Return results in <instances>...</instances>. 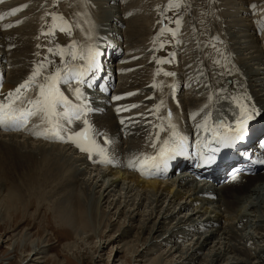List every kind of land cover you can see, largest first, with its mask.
<instances>
[{
    "label": "bare ground",
    "instance_id": "obj_1",
    "mask_svg": "<svg viewBox=\"0 0 264 264\" xmlns=\"http://www.w3.org/2000/svg\"><path fill=\"white\" fill-rule=\"evenodd\" d=\"M117 1L119 2V0H106L105 10L107 9V14H105L106 12L104 13L102 10L99 11L100 15L97 14V25L100 26L98 29L105 27V33L95 31L97 37L94 41V38L92 40V37H94L93 34L95 33L92 30L90 35L91 38H87L92 26V23H88L86 26L81 27V29L76 28L72 33V38L62 47V49L67 50L69 45L73 41H76L77 52L85 54V49L89 46H95V42L100 44L102 38H105L106 42L104 43L102 49L104 50L102 59L105 62H109V59L106 57L108 54L106 51L107 47L112 50L109 52V58L113 60L117 55L116 51L121 50L124 40H126V45L130 46L131 50L137 54L134 56L131 55L128 58L132 60V62L128 63V65L132 64V67H140L136 73H129L128 70L130 66L128 65L124 64L118 67V71L124 72L125 74V83H127V85L122 88L126 89V87H129V89L123 90L127 92V94L124 98L122 96L119 101H116L114 98L112 100L108 99L107 104L111 106V113L113 111L112 109L115 107L139 110L132 111L130 113L122 112L118 116L116 114L112 115L109 113L104 116L102 115L104 119L102 117L95 118L92 111L87 115V119L94 130L93 135L96 144L99 145L100 148L107 149L112 163L104 164L97 162L100 157L96 154H93L92 158H89L88 153L80 151L73 143L67 142V133H64V141L57 138L45 139L34 136L32 134L34 131L47 127L46 124H41V121L37 120L38 116L31 118L28 125L23 130L6 131L3 128H0V219L3 217L1 212H3L5 208L9 210V208L14 206V199L15 208L16 203L20 198L24 200L29 199L26 203L27 206L28 203L33 204L34 201H36L30 198L33 195V191L37 190V188L43 189L42 194H40V198L41 195L44 197L51 194L47 192H56L57 190L60 195L59 197H64L67 203L74 198H80L79 200L81 205L84 204L85 201L90 200L89 204L95 211L93 220L97 219V213H100V215L104 213L106 217V213L108 212H110V216H113L116 213L122 216L124 212H126V219H128V221H141L142 226L137 227L139 229L138 238L142 242V250H145L144 254L148 258V264H161L163 260L164 262H167L168 260L166 257L174 258L173 263L171 260L172 264H264V244L261 243L264 242V186L254 187V189L252 188L255 184L260 185V183L264 182L263 175L256 174L255 176H251L247 178L244 183H241L236 187H224L221 191L212 190L215 197L207 198L208 203L204 202L202 204L205 197H198L196 192L198 189L204 190V188L195 183L193 185L189 179L185 178L188 174H179L176 177H171L169 179L166 178L167 176L160 177L164 178L163 180H160V178L152 176L149 168L146 167L147 164H144L143 174L141 171L127 167L129 160L134 157H138L140 159L148 150L151 149L150 146L153 142L154 133L157 132L160 134L164 132L166 130L164 124L168 123L169 120L167 118L166 121V119L160 115L159 112L161 110H156L157 100L154 102L150 101L155 97L147 98L149 96V92H145L146 88L149 89L153 87L154 83H157L155 76L149 79L143 77L144 69L142 66H144V64L142 63L147 62L145 61V55L147 58V54L145 52H148L150 49L144 41L145 38H143L147 30V28H145V20L148 19L146 17L148 15L146 14L149 12H147L145 16L141 15V10H136L137 7L132 3L133 0H126L128 1V4L122 7L120 12L119 8L113 11V4H110H116ZM217 1H220V3H218V7H221L219 22L223 23L225 26V30L223 31L221 38L226 41L224 44H229L228 52L232 60L230 65L234 68L229 69L226 67L221 70L220 68L218 69V75L219 72L222 74H228L232 77V82L230 83V86L223 85L220 86V88H213V93L220 96L217 104H221L220 100H224L225 96L231 93L232 89H236L238 91L236 100L258 97V95H255L256 93H259L260 96H264V52L262 47L259 45V40L264 38V0ZM10 2L11 3L6 2L5 4L0 2L2 4L0 6V16L6 17L9 13L18 9H20L18 14L22 13V15L20 14L21 16H17L16 18L4 21L0 24V37L5 40V44H7L9 48L11 46V50L14 52L11 57L13 63L15 64L14 70L7 69L9 78L5 81L6 85L4 88L1 87L2 81L0 79V96L2 99H5L9 92L14 91L21 83L29 78L36 68L35 66L34 70H32L33 68L31 69L30 65L33 62L37 61L40 63L42 61H53L55 63H60L63 66L65 63L72 60L69 55H65L63 58H60L59 55L55 54L56 49H53L51 46H46L43 49L41 48V34L39 33H42L44 39L47 40V43H49L50 40L48 38L49 35L47 34L48 32L46 27L52 22L53 14L51 16V21L45 23L43 29H40L38 25H36V14L34 15L35 18L30 16L29 11L34 8L30 6L31 8L26 9V5L29 0H11ZM253 5H255V7H252ZM234 9H236V11ZM116 14H120L122 16H120V20ZM166 16H169V14ZM31 17L33 19H31ZM78 19L74 23L78 22ZM14 22V25L18 26H15L14 28L11 27V29H6L5 31L4 26L13 24ZM72 24L73 23L70 25ZM125 24L126 27L123 30V25ZM250 27L254 28L257 32L262 31L261 37L256 32L252 33ZM162 29L163 27H161V30ZM158 31H160V29H158ZM64 33L65 32H63V34ZM38 34L40 42L37 37ZM7 38L10 40V43H7ZM188 41L193 40H191V38L188 39L187 37L186 41L183 43V48L186 49V47L191 46L192 43L188 45ZM1 44L2 43L0 42V45ZM49 49H52V51L50 52ZM157 51L159 52L160 49ZM41 54H43V59L40 61L36 60V56L38 57ZM223 58L226 59L225 57ZM155 60L156 58H154L151 62V65L152 63L156 65ZM1 61V65L4 68L5 58L2 57ZM157 61L159 60L157 59ZM80 63L82 65V62ZM9 64H11L10 61H8V66ZM162 68L163 67H160L157 64L155 66V75L157 71H161L160 69ZM56 69H58V67L54 68L51 62L47 64V67L44 70V75H48V73L52 70L55 72ZM2 70L3 69H1V71ZM111 71L112 72L108 76L116 73L114 70ZM177 73L180 78L176 75V79H182L183 73L179 71ZM19 79H21V82L16 81ZM40 79L43 80V76L38 78V80ZM85 79L87 82V73H85ZM235 81L239 82L238 84L241 85L243 89L242 92ZM182 82L186 83V81ZM93 84L94 83H92V85ZM119 86L121 87V85ZM58 87L60 88V84ZM103 88L106 94V87L104 86ZM31 89L35 90L36 87H32ZM33 92L35 96H37V91ZM195 92L196 91L193 90L192 92H189V94L192 93V95L195 96ZM24 100L25 97L23 98V101ZM145 101L146 103L142 105ZM178 101L180 102L179 98ZM186 101L187 102L186 104H183L184 106H182V109H186L187 112L190 110V116L192 115L193 117L199 112L194 111V108H201L202 110L210 108V110H215L217 107H223H214L213 101H209L207 99L205 100V106H201L197 103L198 98H192L191 102L188 100ZM259 101L263 104L262 112H264V97L259 98ZM74 102L75 103L72 104L81 103V101L77 99H75ZM136 103H138L139 106L133 107L132 105ZM187 104H190V109L186 106ZM17 106L26 107L27 104L25 102H17ZM171 109L172 110L170 111L169 107H166V112L167 114L171 112V116H173L172 111L174 108ZM83 119L84 117L81 120H73V122H80L72 129H68L70 124L67 123V121L61 122L64 124L69 133H75L84 128ZM121 121H126L129 125L126 124L122 129L118 124V122ZM37 125L40 126L39 129L36 127ZM160 125H163V131H160ZM257 125L261 126L257 132L258 136L264 131V120ZM190 126L197 132L203 131L201 128H198V126H194L193 122H191ZM120 129H122V133ZM3 132L15 133L6 134ZM111 132L118 133L120 139L123 138L125 132L126 134L128 132L130 140L128 142V146L124 148L125 150L122 149V144H118V141H112L108 138V134ZM101 133H103V135H101ZM179 134L180 133H178V135ZM204 136L206 137L202 141L203 144L210 142V136L213 137L210 131H204L198 135V138L201 140ZM106 141H108V143H106ZM199 151L200 154L198 160H201L204 156L202 145H200ZM153 152H156V150L154 149L152 153ZM145 157H147V155ZM187 162L188 161L185 162V160L180 161L173 171L181 164ZM82 164H87L88 167H90L88 169L89 174L88 170H85L86 167H81ZM233 164H235V162ZM223 165L224 164L221 163L218 166L223 167ZM93 172L95 173L93 174ZM91 176L94 178L91 179ZM79 177L81 182H78ZM15 179H17V181L15 183V187H13ZM77 183H81L79 189H76L77 187H73L77 185ZM48 186H50V189L52 190L49 189L50 191H47L48 189H46V187ZM68 186L72 187L68 188ZM120 186L121 188L116 191L120 192L121 190L123 192H118L119 194L117 195V193H114L113 191H115L114 189L116 187ZM4 191L7 192L6 198L4 196L1 197ZM66 192H72L71 195H73V197L70 194L69 196ZM111 192H113V194H111ZM53 195L54 193L51 197H48L53 199ZM145 200H149L148 205H151L150 209H148V206L143 203ZM177 205H179V207ZM120 208L124 209V211L122 212ZM177 208L179 209L174 214V210H177ZM189 208L192 211L188 210ZM140 209H144V211L139 212ZM184 210L191 213H186L188 214L186 218L184 216L175 217L179 213L187 212ZM252 211L256 212V214L254 213L252 215L249 221V223H251L249 227L252 233L249 236H246L248 239L243 240V229L242 227L236 228V226L237 224L243 222V220L248 219L251 216ZM194 216H198L199 218L203 217L200 225L186 223L189 220L190 222H193ZM258 216L260 217L258 219L260 223L255 222L256 217ZM107 220L109 221L108 218ZM166 220H168V222H166ZM110 222L111 220L109 221V225H111ZM241 225L243 226V224ZM206 226L210 229L204 236H198L194 241L184 247L179 244L178 241L180 239L188 240V238L192 235H190V233L193 230L196 232L199 227L202 229ZM191 227H193L192 230L190 229ZM182 228H185V230L182 231ZM133 229L134 228L131 225H123L121 237L124 236L129 239V237L132 236L131 232ZM93 232L95 233L96 230ZM239 238H241V240L238 242ZM189 239L191 240V238ZM213 239L216 241L213 242ZM172 240L174 241L171 242ZM23 241L26 242L28 240L23 239ZM23 241H20L19 245L24 243ZM255 241L258 243H255ZM222 242L225 243L223 247L221 246ZM253 243L254 245L257 244V246H259L258 249L254 248L251 250L248 248L249 244L251 245ZM239 244H242L243 247ZM99 245H101V240H99ZM123 246L125 247V245ZM246 246L247 248H245ZM161 249L165 251H160ZM154 251L160 253L153 257L152 254ZM34 252H36L35 249L31 253L29 252L28 256L30 254L32 256ZM31 256L27 259H22V261H24L22 264H35L32 262L33 259ZM30 258L32 261H29ZM165 259L167 261H165ZM37 261L42 262L43 260Z\"/></svg>",
    "mask_w": 264,
    "mask_h": 264
},
{
    "label": "rangeland",
    "instance_id": "obj_2",
    "mask_svg": "<svg viewBox=\"0 0 264 264\" xmlns=\"http://www.w3.org/2000/svg\"><path fill=\"white\" fill-rule=\"evenodd\" d=\"M10 1L11 0H2L1 3L2 4H5L6 2L11 3ZM32 1L29 0V2L26 5L27 6L26 9L31 8V7L34 8L33 10L29 11L30 16H32L33 18L36 17V25H38V27L40 29H43V26L45 23H48L49 21H51L52 14H55L57 16H62L63 19L65 21H67L68 23H70V24L73 23L71 25L72 26V33L74 32V30L76 28L81 29V27L86 26L88 23H92L94 20H96L98 17L97 14L100 15V12H99L100 10L104 11V13L106 12L105 14H107V9L105 10V5H104L106 0H58L57 3H54L53 0H32ZM1 3H0V6L2 5ZM132 3L137 7L136 10L137 9L141 10L140 11L141 15L145 16V14L147 12H149L146 14V15H148V16H146L148 19L145 20V26H146L145 28H147V30L145 33L146 35L144 34L143 38H145L144 41L147 43V45L149 47H151L150 46L151 43L153 44V41L157 38L156 33L161 34L160 31L162 32L161 27H159L156 24H155L156 26H154L153 22H156L158 19L162 18V14L166 11L165 6L167 5L168 0H133ZM218 3H220V1H217V0H210V1H208V0H194V1L185 0V3L182 4L179 9H175V10L177 11V17H179L182 20L183 29H184V31H186V33L183 32L182 30H178V35L175 38L182 39L183 37L186 38V36L190 35L191 40H193L194 42L188 41L187 42L188 45H190V43L199 42L202 37L205 39L204 35L208 36L209 34H207L208 31L204 30V28L208 26L207 22H208L209 18L212 16V19L214 20V16H216V11L214 9L215 6L217 8V12L221 16V9H220L221 7H218L219 6ZM112 4H113V7H112L113 11L115 9L119 8V12H120V10H122V7H124L126 4H128V1H126V4H123V3H121V0H119V2L117 1L116 4L111 3L110 5H112ZM157 4H159V7H157V9H156ZM34 5H35V7H34ZM19 10L20 9L14 10V11H12V13L13 12L18 13ZM234 10L236 11V9H234ZM20 14L22 15V13L14 14V15L8 14V16L6 15V17H4L3 19H0V24L3 23L4 21H8L10 19L16 18L17 16H21ZM94 14H96L97 16L93 20V17L95 16ZM34 15H35V17H34ZM116 15L118 16V19L120 20L122 16L120 14H116ZM156 15H157V17H156ZM41 16H42V18H41ZM32 17H31V19H33ZM78 17H79V19H78ZM166 18L168 20L173 19L172 11L169 13V16H166ZM77 19H78V22L74 23ZM147 23H148V25H147ZM14 24H15V22L13 24H10V26L7 28H6V26H4L5 31H6V29H11V27L14 28L15 26H18V25H14ZM5 25H6V23H5ZM52 26H53V16H52V22L46 27V30L48 33L51 31ZM190 26L192 28L196 27V29H194V31H198V34L187 33V29ZM93 27L99 28L100 26L96 25L93 22ZM93 27L91 26L89 35H91ZM123 27H124L123 28V30H124L126 27V24L123 25ZM162 27H163V29L165 28V26H162ZM151 28L155 31L151 30ZM217 28H219V30ZM217 28L216 29L220 32L225 30V26L223 23H220L217 26ZM158 29H160L159 32H158ZM199 29H201V30H199ZM72 33L69 36L67 33L63 34V32L58 31L57 32V34L59 35L58 38H55V35H49L48 36L49 40L55 41V42L51 43L50 45H49V43H47V40L44 39L43 34L39 33V34H41V38H42V41H41L42 45L41 46H43V48H45L46 46H51L53 49H56L57 47L62 48L66 43H68L67 41L72 38V36H73ZM94 33L96 34V32H94ZM222 33L223 32L214 34L216 36L217 35H219V36L216 37L213 35V38L214 39H222L221 38ZM39 34L37 36L38 38H39ZM83 34H85V33H83ZM167 34H169V35L167 36ZM161 35L167 41H169V42L171 41L170 39H171L172 35L170 32H168V33L163 32V34H161ZM93 38L94 37H92V40H93ZM0 40H1L0 42L2 43L0 45V51H1V53L6 54L7 57H5V58L7 59V65H8V61H10V63H11V64H9L8 70H14L15 64L13 63V60L11 57V55L14 54V52L11 50V46L9 48L7 46V44H5V40L2 37H0ZM38 40L40 42V38ZM166 40H162L163 46L160 48V51L158 53H159V57L161 59H164L169 55L166 58L167 61H169L168 58H170V57H171V59L174 58L173 52L175 53L176 51H179L181 48V50L183 52L186 51L185 53H187L189 51L188 49L191 47V46H189V47H186V49H185V48H183V45H182L184 43V41L181 42L179 39L178 40L175 39L176 41H174V42H176V45L173 47L167 48V47H165L167 45ZM125 41L126 40H124V42ZM177 41H179V44L177 43ZM7 43H10V40L8 38H7ZM213 45H214V43H210V42H207L205 40L204 48L209 49ZM175 47H177V48H175ZM150 49L148 50V52L147 51L145 52L147 54V58L145 55V61H149V62L148 63L145 62L146 64H144V66H142V68L144 69L143 70V77L149 79V78H153L155 76V79L157 81L156 85H158V86L157 87H151L149 89L146 88L145 92H147V91L149 92V97L156 95L158 98V96H159L158 100L160 101V103L163 102V104H164L163 98L166 95V87H165L164 83L167 84L170 81L171 76L163 75L162 71L160 72L163 75L162 78L158 75H155V68L153 69L150 61L152 62L154 60V58H156L155 63L156 62L158 63L157 59L159 61H161V59L158 57V54H156V53H154V55L151 56V58H150L149 55L152 53V50H150ZM170 50H172V51H170ZM164 51H166L168 53L165 54V53H163ZM193 51H194L193 49L190 50L191 53ZM190 52H189V54L191 55ZM160 53H162V54H160ZM206 53L207 54L204 55V58L206 60H209L208 58H206L207 56H209V52L206 51ZM127 54H131V55L133 54V51L131 50L130 46H128L126 49V54H124V57H123L124 61H120L118 63V66L122 62L127 63V64L132 62L131 60L125 59ZM42 55L43 54H41L38 57L36 56V60H38V61L42 60L43 59ZM190 55H188L189 58L191 56H193V54L191 56ZM59 57L61 58V56H59ZM219 57L220 56H217L215 59L216 64H217V62L220 61ZM23 59H24V57H23ZM148 59H150V60H148ZM196 59L201 60L202 58L199 55L198 58H196ZM191 61H193V62H191ZM189 62H191L190 63L191 66L193 65L191 67L192 78L194 79V87H197L198 91L196 90L197 95L194 96L192 94L187 95L188 91L192 90L191 86L184 89L185 93L183 94V91H182L183 95H180V99L182 100L183 104H186V102H187L186 100L191 102L192 98L197 99L199 91L204 90V88H206V86L209 85V87L212 88L211 83H214L216 85V87H219V88H220V86H223V83H225V82L230 84V81H231L230 78H227V79L226 78H219V80H213L214 82L213 81H210V82L205 81L203 83V85L201 84V86H200L198 80H199V78H200V80L203 79V75L201 74L202 70L204 68L202 65V62L199 61L197 66H195L196 62H195L194 56L191 58V60ZM223 62L221 64H225V66H227L229 64L228 62H230V60H228V62L227 61L226 62L223 61ZM37 63H39V62H37ZM33 64H34V62L30 66L31 68H33L32 70H34ZM170 64H171V62H170ZM177 64H178V61H177ZM208 64H209V61H207V65ZM128 66H130V69L128 70V72H130V73L132 72V74L136 73L138 71V69L140 68V67H132V64H130ZM158 66H159V64H158ZM160 66L166 67L167 64L162 63V64H160ZM179 67H180L179 64H178V66H176L174 64V65H170L168 68H164V69L167 72L175 70L177 77L180 78L178 76V73H177V70L179 69ZM160 70H162V69H160ZM147 71H148V73H147ZM179 72L183 73L182 70H180ZM151 73L152 74L154 73L153 77H151ZM146 74H148V75H146ZM124 75L125 74L123 72L117 73V82L118 83L121 80H124V78H125ZM183 75L185 76L184 73L182 74V77H184ZM177 80H179V79H177ZM124 85H125L124 83L121 85V87L118 85L116 91H119V92L113 91L114 98L117 96L118 97L123 96V98L125 97L127 92H125L123 90L129 89V87H126V89L122 88ZM126 85H127V83H126ZM186 86H188V85H186ZM225 86H226V84H225ZM142 87H143V85H142ZM212 90L208 91V93L211 94L210 97L205 96L206 98H209V101H210V99L215 101L216 97H217L216 94H212V92H213ZM202 94H199V95H202ZM227 95H228L227 99H229V102L231 103L230 109L228 111H230L231 113H235V111L238 108V105L233 100V98L235 96V91L231 92ZM32 96H34V95H32ZM183 96H184V98H183ZM145 97H147V96H145ZM115 100L119 101L117 99H115ZM156 100H157L156 98H152L150 101L154 102ZM145 103H146V101L144 103H142V105ZM163 104H162V106H163ZM133 105L139 106L138 103L133 104ZM108 106H110V105H108ZM160 108H161V111H164L163 107L160 106ZM171 108H174L172 113H175V112L178 113L177 114L178 118H180V115H181V113H183V111L187 112L186 109L185 110L181 109V112H180V109H178L176 111L175 107L171 106ZM116 109H117V107H116ZM138 110L139 109H136V110L127 109L126 111H121V113L122 112L130 113L132 111H138ZM165 110H166V108H165ZM209 110H210V108L207 110H201V112H198L196 117L192 119L193 125L194 126L195 125L196 126L203 125L204 121H205V117H207L206 114L209 112ZM224 110H225L224 107H217L215 110H210V117L212 116L213 112H214V115H216L218 113V111L222 112ZM109 113H111V110H109L108 113H106V114H109ZM111 114L114 115L115 113L112 111ZM118 114H120V113H118ZM173 116H174V114H173ZM173 116H171L172 119H173ZM185 116H186V114H185ZM102 118H103V116H102ZM79 122H74V123H76L75 126ZM126 123H127L126 121H123V125H126ZM208 123H209V120H208ZM127 125H129V124L127 123ZM119 126H120V128L123 129V127H121V125H119ZM73 128H75V127H73ZM198 128H201V127H198ZM122 129H120V130H122ZM202 130H204V129H202ZM3 133L7 134V133H15V132H3ZM101 135H103V133H101ZM126 135H127L126 136L127 140L129 141L128 132ZM125 141H126V138H125ZM125 141H124L123 147L125 146ZM81 167H83V168L86 167L85 170H88L90 168V167H88L87 164H82ZM94 173L95 172H93V174ZM88 174H89V170H88ZM177 175L178 174H173V176H171V177H176ZM87 177H85V178H87ZM92 178H94V177L91 176V179ZM16 181H17V179L14 180V186L13 187H15ZM79 181L81 182L80 177L78 179V182ZM80 184L81 183H77V185H75L73 187H77L76 189H79ZM7 185H8V183H7ZM263 186H264V182L260 183V185L255 184V186H252V188L254 189V187H263ZM71 187L72 186H68V188H71ZM120 188H121V186L116 187L114 190L116 191V190H119ZM46 189H48L47 191L52 190V189H50V186L46 187ZM199 190L200 189L197 190L196 195L201 198L202 196H200L198 193ZM34 191H33V195L30 198V199L36 200V201H34L33 204L28 203L26 206V203H27V201H29V199L24 200V199L20 198L19 201L16 203V208H15V199H14L13 200L14 206L11 207L12 209L9 208V210H7V208H5L3 210V212H1L3 217L0 219V264H22L24 262V261H22V259L29 258V256H31V254L28 256V253L29 252L31 253L34 249L36 250V252H34V254L31 256L33 261L31 260V258L29 261H32L35 264H148V262H149L148 258L144 254L145 250H142V242L138 238L139 237V235H138L139 229L137 227L142 226L141 221L140 222H138V221L136 222V220L128 221V219H126V212H124V214L122 216L119 215L118 213H116L113 216H110L109 215L110 212H108V213H106V217H105L104 213H102L101 215H100V213H97V219L93 220L95 211H94V209L91 208V206L89 204L90 200L85 201L84 204L81 205V202L79 200L80 198H74L73 200H71L70 202L67 203L65 201L66 199H64V197H62V196L59 197L60 195L58 194L57 190H56V192H47V193H51V194L46 195L47 197L46 196L43 197V195H41V198H40V194H42L43 189L37 188V190H34ZM115 191H113V192L117 193V195L120 192L121 193L123 192L121 190H120V192L119 191L115 192ZM200 191H203V190H200ZM113 192H111V194H113ZM53 193H54L53 199L49 198L48 196L51 197ZM66 193H68V195L72 194V192L71 193L66 192ZM35 194H36L37 198H36ZM55 194L56 195L58 194V195L56 196ZM2 196H4L6 198L7 192L4 191V193L1 195V197ZM38 196H39V199H38ZM71 196L73 197V195H71ZM161 200L163 202H165L163 199H161ZM148 202H149V200L143 201V203H145L146 206H148V209H150L151 205H148ZM204 202L205 203L207 202V198L203 199L202 204ZM146 206H145V208H146ZM177 206L179 207V205H177ZM144 209H140L139 212H143ZM178 209L179 208H177V210H174V214L178 211ZM120 210L122 212L124 211V209H122V208H120ZM188 210H190V208ZM184 211H187V210H184ZM190 211H192V210H190ZM90 212H91V215H90ZM186 213L189 214L191 212H189V211L182 212V213L177 214L175 217L184 216L186 218L188 215ZM254 213L256 214V212L252 211L251 216L248 219L243 220V222L239 223L240 225L237 224V226H236V228L242 227L243 236H244L243 240L248 239V238H246V236H249L252 233V231L250 230V227H249L251 224V223H249V221H250V219ZM107 218L109 219V221L111 220V222H110L111 225H109V221L107 220ZM259 218H260L259 216L256 217V221H255L256 223H260L258 220ZM202 219H203V217L199 218L198 216H194L193 222L192 221L190 222V220H189L186 223L187 224L194 223V225L195 224L200 225L202 223V221H201ZM166 222H168V220H166ZM241 224H243V226ZM123 225L124 226L125 225L126 226L131 225L134 228L131 232L132 236H130L129 239H127L124 236L121 237ZM194 225H193V227H194ZM193 227H191L190 229L192 230ZM206 227L203 228V230L200 229V227H199L197 229L198 231H196V232H194V230H193L190 233V235L191 234L192 235L189 237V238H191V240L189 238H188V240H181L180 239L178 241L179 244L182 247H184V246L188 245L189 243H191L192 241H194L198 236H201V237L204 236L210 229L209 227H207V228ZM94 230H96L95 233L93 232ZM184 230H185V228H182V231H184ZM23 239H27L28 241L24 242ZM215 239H213V242L216 241ZM99 240H101V245H99ZM240 240H241V238L238 239V242ZM20 241H23L24 243H21L19 245ZM173 241L174 240H172L171 242H173ZM126 242H128V243H126ZM255 243H258V242L255 241ZM261 243L264 244V242H261ZM224 244L225 243L222 242L221 246L223 247ZM123 245H125V247ZM255 245L257 246V244H255ZM255 245H254V243L251 245L249 244L248 248L251 250H253L254 248L258 249L259 246L256 247ZM240 246L243 247L242 244ZM166 247H168V246H166ZM233 248H235V247H233ZM245 248H247V246ZM142 251H143V253H142ZM160 251H165V250L161 249ZM159 253L160 252L154 251L152 256L154 257L155 255H158ZM166 259H165V261H167V262H164V260L162 259L164 263L162 262L161 264L171 263V260L173 263V261H174V258H172V257H166ZM37 260H43V261L41 262V261H37ZM263 263H264V261H263ZM158 264H160V263H158Z\"/></svg>",
    "mask_w": 264,
    "mask_h": 264
},
{
    "label": "snow or ice",
    "instance_id": "obj_3",
    "mask_svg": "<svg viewBox=\"0 0 264 264\" xmlns=\"http://www.w3.org/2000/svg\"><path fill=\"white\" fill-rule=\"evenodd\" d=\"M2 2V0H0ZM54 3H57L58 0H53ZM185 3V0H168L165 10L170 9H179L182 4ZM252 7H255L253 5ZM14 15L15 13H9ZM3 16H0V19H3ZM177 25L176 29H162L163 32H170L171 35L175 38L178 35V28L182 24V20L177 17L172 21ZM7 25L6 27H9ZM57 28L67 33L69 36L72 33V26L68 24L67 21L63 19L62 16H57L53 14V27L48 35H54ZM87 38H91L89 35ZM179 43V41H177ZM163 46V45H161ZM51 52L52 49H49ZM86 55L82 52H77V42L73 41L68 49L57 48L55 51L56 55L61 56L62 58L65 55L71 56L72 60L83 59L86 60L87 66L78 69L74 65L65 64L64 69H56L54 73L49 75H44V70L47 67V64L51 63L50 61H45L38 63L33 73L29 76L27 80L21 83L14 91L8 93L3 101H0V128L4 130H23L29 123L30 119L36 116H39L41 124H46L47 127L38 131H34L32 134L38 138H57L61 141L65 140L64 133H67V142L73 143L80 151L86 152L89 155V158H92L93 154L99 155L100 159L97 161L99 163L110 164L112 163L111 158L108 155L106 148H100L96 144L93 127L87 119L88 113L93 111L88 104L87 100L81 92L80 88L77 87L73 90L75 98L81 101L80 104H72V102L61 92L58 85L63 81L64 83H71L72 80H75L77 83H83V76L86 72L92 69H99V64L97 58L100 53L95 46H89L84 50ZM171 61H158V63H165ZM218 63V62H217ZM64 72L65 75H62L61 72ZM70 73V75H68ZM166 76H174L175 73L166 72L163 73ZM156 75H160L158 70ZM43 76V83H38V78ZM155 83L153 87H157ZM36 87L38 89L37 96L35 99L27 100L26 107H18L17 102L23 103V98L26 93L32 88ZM174 87V85L172 86ZM23 90V91H22ZM114 99H121V97H115ZM163 102H161L162 106ZM160 106H157V110ZM136 107V105H133ZM240 114L238 119L235 121V126L221 124L219 127L224 128L225 132L220 133L214 131V139L217 143L223 147H234L237 142H241L245 139V136L248 134V124L249 121L253 120L255 116L259 115L256 109L249 108L245 104H239ZM127 109L117 108V112L126 111ZM82 117L84 128L75 133H69L65 128L64 124L61 121H67L71 124L73 120H80ZM210 116L205 117L203 125H198V127L208 126V120ZM169 125L168 127L172 129L170 138L163 142V145L159 148L158 154L155 157H145L144 160H140L138 157L128 161L127 167L132 168L137 171L144 172V164L152 162L153 166H157L158 163L164 162L165 158L169 154H176L179 150L183 148V139L177 140L178 133L175 130V125L171 124V112L168 114ZM123 123V121H121ZM39 129V125L36 126ZM160 131L164 130L163 125L159 126ZM159 139V134H157V140ZM108 143V141H106ZM152 147H156V143H152ZM219 148L211 149L212 153L218 151ZM215 159L214 155L207 156L205 163H211ZM233 179H236V176H233Z\"/></svg>",
    "mask_w": 264,
    "mask_h": 264
}]
</instances>
